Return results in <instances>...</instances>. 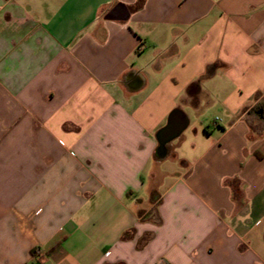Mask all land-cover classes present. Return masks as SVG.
I'll list each match as a JSON object with an SVG mask.
<instances>
[{"label": "crops", "instance_id": "obj_1", "mask_svg": "<svg viewBox=\"0 0 264 264\" xmlns=\"http://www.w3.org/2000/svg\"><path fill=\"white\" fill-rule=\"evenodd\" d=\"M0 264H264V0H0Z\"/></svg>", "mask_w": 264, "mask_h": 264}, {"label": "water", "instance_id": "obj_2", "mask_svg": "<svg viewBox=\"0 0 264 264\" xmlns=\"http://www.w3.org/2000/svg\"><path fill=\"white\" fill-rule=\"evenodd\" d=\"M188 119L180 112L171 114L168 124L158 133L159 144L164 147L166 144L176 139L187 127Z\"/></svg>", "mask_w": 264, "mask_h": 264}]
</instances>
